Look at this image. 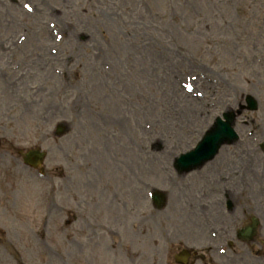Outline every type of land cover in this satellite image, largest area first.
Listing matches in <instances>:
<instances>
[{"label": "rangeland", "instance_id": "obj_1", "mask_svg": "<svg viewBox=\"0 0 264 264\" xmlns=\"http://www.w3.org/2000/svg\"><path fill=\"white\" fill-rule=\"evenodd\" d=\"M1 47L0 264H129L133 252L149 264L151 243L162 264L220 234L218 224H180L171 210L155 215L145 239L127 209L136 193L142 212L151 185L169 198L185 185L172 160L246 95L258 109L236 118L239 143L248 129L264 140V0H0ZM35 147L46 153L44 176L17 157ZM97 175L109 176L121 206L98 195Z\"/></svg>", "mask_w": 264, "mask_h": 264}, {"label": "bare ground", "instance_id": "obj_2", "mask_svg": "<svg viewBox=\"0 0 264 264\" xmlns=\"http://www.w3.org/2000/svg\"><path fill=\"white\" fill-rule=\"evenodd\" d=\"M107 117H111L109 113H107ZM117 120H118V117H117Z\"/></svg>", "mask_w": 264, "mask_h": 264}, {"label": "water", "instance_id": "obj_3", "mask_svg": "<svg viewBox=\"0 0 264 264\" xmlns=\"http://www.w3.org/2000/svg\"><path fill=\"white\" fill-rule=\"evenodd\" d=\"M36 157H38V156H36Z\"/></svg>", "mask_w": 264, "mask_h": 264}]
</instances>
